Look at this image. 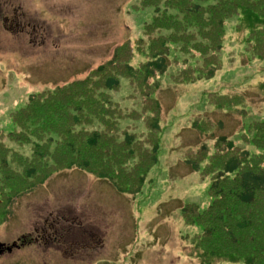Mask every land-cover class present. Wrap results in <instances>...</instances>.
<instances>
[{"label":"rangeland","instance_id":"374dc122","mask_svg":"<svg viewBox=\"0 0 264 264\" xmlns=\"http://www.w3.org/2000/svg\"><path fill=\"white\" fill-rule=\"evenodd\" d=\"M155 2L164 8L162 0H0V141L9 152H18L12 155L11 166L22 171L39 158L31 119L26 130L31 133L29 140L10 139L17 129L11 112L19 110L30 93L92 73L99 83L113 75L118 83L113 88L101 87L105 97L97 94L99 98H110L124 110H141L137 81L130 79L124 62L127 59L136 66L145 59L143 28L153 17ZM170 12L167 8L163 19ZM157 14L162 17L161 12ZM236 22V13L224 21L219 67L210 76L205 77L204 72L218 62L216 54L215 59L168 51L166 67L155 75L158 87L151 94L159 102L160 120L155 161L141 189L134 194L119 192L108 180L77 167L52 171L34 188L12 199L10 214L0 222L1 246L16 239L20 243L19 236L25 233L32 241L0 253V264H242L220 257L200 260L191 239L200 227L184 223L180 212L185 202L202 208L210 200L208 175L184 161L197 145L202 143L199 149L204 152L214 137L225 135L237 146L255 150L248 142L247 121L264 114V50L260 53L264 46L258 40L261 47L257 48L247 42L246 29L236 27ZM186 34L192 37L187 44L207 42L192 26ZM142 38L145 50L140 52L135 46ZM110 59L114 63L109 65ZM190 67L195 69L193 73ZM225 91L241 93L246 100L239 117L209 102L208 93L217 97V92ZM111 100L108 108L117 109ZM82 112L88 115L84 107ZM195 115H208L221 125L207 126L202 134L190 127ZM129 120L125 117L122 122ZM112 126L81 122L76 127L104 130ZM139 128L144 130L141 124ZM51 136L50 144L59 141L55 134ZM73 217L77 222L90 220L102 232V244L85 247L86 255L80 259L62 255L51 245L59 240H50L55 233L49 226L57 233L69 232ZM61 238L71 251L70 242Z\"/></svg>","mask_w":264,"mask_h":264},{"label":"trees","instance_id":"16d2710c","mask_svg":"<svg viewBox=\"0 0 264 264\" xmlns=\"http://www.w3.org/2000/svg\"><path fill=\"white\" fill-rule=\"evenodd\" d=\"M153 5V17L143 28L147 37L146 50L142 45L145 37L139 41L141 46H135L136 49L140 47V52L145 50V59L138 61L136 66L129 64L127 59L124 62L130 79L137 81V100L141 110L136 109L133 114L131 110L135 109L124 110L110 98H99L97 94L103 95L101 87L113 88L118 80L113 75H106L99 83L92 73L30 93L24 105L11 112L17 129L6 135L13 131L14 136L10 139L29 140L31 133L26 130L27 121L31 119L29 123L36 127L34 135L37 140L33 144L39 158L17 171L10 161L18 152H9L0 141V222L10 214L14 197L31 190L52 171L61 168L77 167L108 180L119 192H138L146 180V172L155 161L160 105L151 94L158 87L155 75L166 67L168 51L177 49L189 53L190 57L197 54L215 59L216 54L218 62L211 63L204 72L205 77L210 76L219 67L218 50L224 21L235 13L236 27L246 29V41L255 43V48L261 47L257 40L264 46V36H259L264 35V0H162L163 9L158 2ZM167 8L171 12L163 19ZM157 12H161L162 17ZM17 22L21 23V20L17 19ZM186 25V29L181 27ZM189 26L207 42L187 44L185 41L192 38L186 34ZM162 29L171 30L162 32ZM170 44L176 45L171 48ZM263 50L261 47L260 53ZM107 63L113 64L114 60ZM100 67L96 66L94 70ZM189 69L192 73L195 71L193 67ZM211 93L214 92L208 93V100L216 107L231 110L238 117L243 114L246 100L241 93L217 92V97H212ZM108 99L118 112L108 108ZM82 107L87 109L88 115L83 114ZM125 117H130L129 122H122ZM190 120V127L202 134L207 131V126L221 125L220 120L214 121L208 115H195ZM80 121L112 123L113 126L104 130H80L76 127ZM140 124L144 130L139 128ZM247 131L248 142L255 150L239 147L227 136L218 135L210 148L205 145L204 152H201L200 143L184 160L209 178L208 203L199 208L193 202H185L180 207L184 223L200 227L191 238L193 251L200 260L220 257L227 261L240 260L242 264H264V114L256 120H248ZM53 134L59 138L54 141L55 145L54 142L50 144ZM72 219L69 232L57 233L53 226H49L55 233L50 240H59L51 245L67 257L81 258L86 255L85 247L102 244V232L90 220L77 222L74 217ZM61 236L70 242L71 251ZM93 236L98 239L92 241ZM19 241L22 245L32 239L25 233Z\"/></svg>","mask_w":264,"mask_h":264},{"label":"water","instance_id":"95a60500","mask_svg":"<svg viewBox=\"0 0 264 264\" xmlns=\"http://www.w3.org/2000/svg\"><path fill=\"white\" fill-rule=\"evenodd\" d=\"M6 249L9 250V249H10V246H7ZM0 250H1V249H0Z\"/></svg>","mask_w":264,"mask_h":264},{"label":"flooded vegetation","instance_id":"af4514ba","mask_svg":"<svg viewBox=\"0 0 264 264\" xmlns=\"http://www.w3.org/2000/svg\"><path fill=\"white\" fill-rule=\"evenodd\" d=\"M59 251H60V249L59 248H57ZM61 252V251H60ZM63 255V254H62Z\"/></svg>","mask_w":264,"mask_h":264},{"label":"crops","instance_id":"0c3cea01","mask_svg":"<svg viewBox=\"0 0 264 264\" xmlns=\"http://www.w3.org/2000/svg\"><path fill=\"white\" fill-rule=\"evenodd\" d=\"M247 148V147H246ZM248 149H250V148H248ZM251 150V149H250Z\"/></svg>","mask_w":264,"mask_h":264}]
</instances>
